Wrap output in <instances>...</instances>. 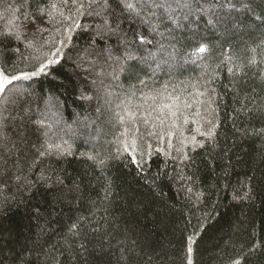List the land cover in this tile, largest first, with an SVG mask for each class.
I'll list each match as a JSON object with an SVG mask.
<instances>
[{
  "label": "trees",
  "instance_id": "obj_1",
  "mask_svg": "<svg viewBox=\"0 0 264 264\" xmlns=\"http://www.w3.org/2000/svg\"><path fill=\"white\" fill-rule=\"evenodd\" d=\"M54 2L0 0V56L10 72L61 50L59 63L18 82L31 94L30 110L0 125V264H264V0H232L236 8L218 10L213 25L198 19L192 28L206 54H194L189 33H178V53L151 48L168 62L155 74L156 62L139 66L150 88L126 75L98 76L87 51L100 18L51 9ZM121 27L131 39L134 24ZM165 84L193 103L204 92L205 103H194L201 115L183 109L160 125L165 113L154 110L152 90ZM133 85L144 94L129 97ZM129 99L135 125L123 111ZM208 119L214 135L193 140ZM49 126L63 155L41 154ZM77 223L86 241L73 236Z\"/></svg>",
  "mask_w": 264,
  "mask_h": 264
},
{
  "label": "snow or ice",
  "instance_id": "obj_2",
  "mask_svg": "<svg viewBox=\"0 0 264 264\" xmlns=\"http://www.w3.org/2000/svg\"><path fill=\"white\" fill-rule=\"evenodd\" d=\"M64 7L71 11L75 10L76 15L84 13L86 9L88 14L100 18V24L97 28V35L93 38L90 43L87 55L91 58V67L101 68L99 75L110 78L111 82H117L120 80L121 75H126L128 79L135 78L139 85H143L145 88H150L148 80L140 78L139 73L144 69L139 66L142 64H149V61L156 62V68L152 69V73L155 74L156 70L160 68L161 63H167V60L162 59L157 62V57L151 48H157L161 53L168 51L171 48L173 52L178 53L177 45H181L182 37L178 33H189L195 43L194 54H206L209 52V45L201 42L198 37V32L192 28V25H198V19L208 17L207 25H213L214 22H219L218 10L225 8L235 9L236 4L232 0H60V3H51V9H59ZM60 16H63V12H59ZM51 18V17H50ZM71 19V16L68 17ZM130 22L134 24V27L130 29L132 38H129L128 32L122 29L121 25L123 22ZM73 25L75 20H73ZM37 31H46V29H37ZM71 31V28L68 29ZM156 36L160 37V40H156ZM115 37V44L110 45L107 43L108 40ZM151 37V38H149ZM187 38V37H185ZM16 40H20V37H15ZM163 41H167V47ZM0 43H3L0 40ZM61 45L64 41L59 42ZM15 51L19 52V48ZM172 53H169L171 56ZM57 57H61V50L57 48L51 52V56H45L43 59H37V62L31 65L29 71H23L20 75H17L15 71H9L11 65L5 57L0 56V125L5 123L9 118L15 119L14 113L24 112L27 108L30 110V98L31 94L27 92L22 83H18L22 80L30 79L41 73H45L53 64H57L60 61ZM254 62V61H253ZM150 66V65H149ZM229 74L235 75L232 68H228ZM151 77H149V80ZM96 81H93L95 84ZM104 83L103 80L100 81ZM136 91H140L143 95V90L138 88L137 85H133L129 89L127 95L129 97H135ZM154 95L152 96L153 101H158L155 111L165 113L164 116H158L157 120L160 125H163L165 118L176 117L178 112L183 109H193L196 116H200L201 113L198 108H194L195 104H204L205 101L200 100L199 97L205 95L204 92L197 91L195 94L194 103L188 99L181 98L180 95L175 93V89L171 93L168 92V85L162 86V89L152 90ZM125 107L123 111L129 118V120L135 125L138 110L131 108V100L124 101ZM211 103V100L208 101ZM167 110V111H165ZM7 114V115H5ZM120 123H125L124 116L119 117ZM144 123H148L145 118ZM33 123L39 125L36 129L41 131L44 127L43 120H37ZM198 123V121H194ZM206 123L210 126L207 131H201L200 127H197L196 131L206 138L210 139L214 135V128L216 127L214 119L206 120ZM127 131V130H126ZM138 131V129H136ZM51 133V135H49ZM43 135L48 137L47 147L42 155L57 154L63 155L64 150L60 143H56L52 140V136L56 133L52 132L51 126L47 130L42 132ZM155 133H150L154 135ZM167 135L171 136L172 133L168 132ZM195 140V137L192 138ZM66 144L67 141H64ZM136 141H133L135 144ZM203 147V144L199 145ZM149 148L151 145L148 146ZM169 147H172L169 142ZM178 152L182 149H176ZM125 152H129V148H124ZM156 151H162L157 148ZM117 154H120V149H117ZM98 155V154H97ZM132 155V152H129ZM94 159V157H89ZM184 158H187V153L184 154ZM132 162L138 164V160L133 156ZM101 165L105 163L103 159L99 161ZM191 191V189H188ZM73 236L83 237V240H87V230L81 224H74ZM68 244L69 249H72V243L68 240L65 241ZM80 248L86 250L85 243L81 242ZM192 251L191 248L188 249ZM188 264H192L189 260Z\"/></svg>",
  "mask_w": 264,
  "mask_h": 264
},
{
  "label": "rangeland",
  "instance_id": "obj_3",
  "mask_svg": "<svg viewBox=\"0 0 264 264\" xmlns=\"http://www.w3.org/2000/svg\"><path fill=\"white\" fill-rule=\"evenodd\" d=\"M197 136H198V132L197 131L193 132L192 138L195 137V140H197L198 139Z\"/></svg>",
  "mask_w": 264,
  "mask_h": 264
}]
</instances>
